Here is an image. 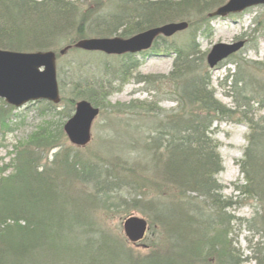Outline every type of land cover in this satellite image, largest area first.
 <instances>
[{"label": "trees", "instance_id": "obj_1", "mask_svg": "<svg viewBox=\"0 0 264 264\" xmlns=\"http://www.w3.org/2000/svg\"><path fill=\"white\" fill-rule=\"evenodd\" d=\"M94 1L83 5L79 0H0V49L33 52L61 44L76 48L75 43L86 37L128 38L168 22L197 18L190 21L193 26L179 42L162 36L155 39L151 50L173 56L167 74H139L141 61L130 53L115 56L113 64L102 54L98 65L68 59L65 66L58 67L59 75L63 67L69 75L70 97L64 96L66 105L59 112L67 117L76 99H86L99 108L110 106L103 103L105 97L130 79L154 91L153 102L112 106L122 114L155 119L135 142L137 158L144 156L147 162H131V148L113 167L103 158L100 162L90 155L82 157L63 146L61 126L55 128L50 122L18 140L10 160L0 165V264H36L43 240L67 236L61 227L63 214L52 206L68 181L91 184L93 196H99L104 208H108L109 192L132 193L130 209L147 215L150 226H160L168 247L164 252L152 250L145 264H264V61L245 59L238 54L241 50L230 55L227 61L234 67L221 82L233 104L229 107L215 96L206 53L196 40L198 32L211 33L209 13L227 0H116L98 11ZM263 20L257 21V27ZM58 79L63 93L66 83ZM162 99L174 101L175 106L168 110L157 107ZM58 106L45 101L42 111H54ZM14 109L0 99L2 136L15 128ZM221 121L247 127L238 161L243 183L234 189L241 202L256 203L249 219L236 218L230 212L238 201L224 197L215 178L222 161L212 126ZM149 171L152 177L147 175ZM235 220L259 235V240L249 241V255L243 256L235 247ZM46 226L55 227L51 236ZM105 236L101 237L108 239Z\"/></svg>", "mask_w": 264, "mask_h": 264}, {"label": "rangeland", "instance_id": "obj_2", "mask_svg": "<svg viewBox=\"0 0 264 264\" xmlns=\"http://www.w3.org/2000/svg\"><path fill=\"white\" fill-rule=\"evenodd\" d=\"M79 1L83 5H91L93 0ZM114 1L116 0H103L100 3L95 0L94 2L97 4L95 10L107 8ZM196 18L191 17L190 21L194 23L193 20H196ZM259 19H264V4L228 16L211 17V33L209 35L197 33L196 40L200 51L207 54L209 49L216 43H232L243 39L245 44L238 54L245 59L264 61V23L257 27ZM190 21H186L188 26L185 29L167 37L168 41L179 42L183 39L186 32L191 28L190 26H193V24L189 26ZM114 36L117 35L112 37ZM62 48L64 49L65 46L61 44L51 49L55 53L57 83L58 78L66 83V89L63 90V93H61L58 83L59 106L54 111H42L45 100H41L42 102H29L20 108H15L14 130L4 136L0 135V165L7 163L12 157L10 152L13 150V145L20 139L24 140L39 126L50 122L53 127L61 126L63 130V124L69 117L59 114V112L63 111L66 105L63 101L65 100L64 96L70 97L69 84H67L69 75L65 67L59 75L58 67L65 66L68 59L88 61L92 65H98L99 61L109 59L110 63L113 64L115 57V55L105 54V57L101 59V55L104 53L97 52L99 55H96V51H85L78 47L67 48L61 54L60 50ZM56 52L60 53L59 58L56 56ZM137 57L141 61L137 68L139 74H167L171 70L173 56H170V54L148 50L139 52ZM229 57L230 55L220 65H216L215 68H210V75L216 98L225 105L232 107L231 98L227 96L226 88L221 84L228 71L234 67L232 62L227 61ZM112 83V85L117 84V82ZM153 95L154 91L145 89L142 83H137L134 79H130L118 90L113 88L103 102L110 106L97 107L99 113L92 121L89 141L85 145H74L64 133L63 146L71 147L82 154V157L90 155L94 161L101 162L100 158H103V162L110 167H113V162L125 158L129 148H131L130 151L134 152L129 154V157L133 159L131 162H140L143 165L144 161H147L144 156L142 159L137 158L136 148L139 147L135 142L140 141L142 132H147V128L153 126L155 119L147 117L145 114V116L143 114L141 116L122 114L115 111L112 106L118 103H129L130 101H135L136 104L141 101L153 102L156 100ZM78 100L80 99L75 100V104ZM174 106L175 102L169 99H162L157 102V107L164 110L171 109ZM74 108L69 110L70 117L74 112ZM246 134L247 127L238 122L221 121L215 122L212 126V135L219 143L218 151L222 161V168L215 178L222 185V195L224 197L232 196L234 200L238 201L230 212L239 219L251 218L256 206L254 201L241 202L242 197H235L237 191L234 186L243 183L238 161L242 157L246 144ZM132 145H135V147L133 148ZM51 152L49 156L52 154ZM150 172H147V175ZM65 185L67 186L65 187L66 190L61 195L56 196V203L52 207H57L58 213L63 214L64 222L61 227H64L63 230L67 236L53 241L43 240L38 246L36 264H145L147 255L152 250L159 249L163 252L167 250L168 247L164 244L166 238L163 229L156 224L154 227L153 225L150 226L147 215L138 210L130 209L131 192L127 190L109 192L105 204L108 205V208H104L99 204L101 200L99 196H93L95 189L91 184L68 181ZM130 215L144 217L149 225L144 238L135 243L127 239L123 230V220ZM46 227L48 228L46 229L48 230L47 235L51 236L52 228L55 227ZM68 228L71 231L68 232ZM103 235H106L109 240L101 237ZM232 236L235 239V247L243 256L249 255V241L259 240L258 234L248 230L245 225L239 224L238 221L234 225ZM87 238L88 243H86ZM249 264H252V262Z\"/></svg>", "mask_w": 264, "mask_h": 264}, {"label": "water", "instance_id": "obj_3", "mask_svg": "<svg viewBox=\"0 0 264 264\" xmlns=\"http://www.w3.org/2000/svg\"><path fill=\"white\" fill-rule=\"evenodd\" d=\"M262 4L264 0H227L210 12L209 16H227ZM187 26L186 21L168 22L128 38L86 37L76 42L75 46L107 55L135 54L148 50L158 36L170 37ZM243 46V40L216 43L207 52L206 63L209 68H215L219 62L238 52ZM66 49L67 47L61 49L60 53L63 54ZM0 99L17 108L39 100L58 103L55 53L52 50L21 52L0 49ZM98 113L99 108L88 100H78L73 114L63 124L67 139L74 145H85L90 139L92 121ZM122 224L124 234L133 243L142 240L149 228L147 220L137 215L126 217Z\"/></svg>", "mask_w": 264, "mask_h": 264}, {"label": "bare ground", "instance_id": "obj_4", "mask_svg": "<svg viewBox=\"0 0 264 264\" xmlns=\"http://www.w3.org/2000/svg\"><path fill=\"white\" fill-rule=\"evenodd\" d=\"M243 40V39H242ZM244 41V44H245V40H243ZM49 102V101H48ZM53 103V102H52ZM54 104H58V103H54Z\"/></svg>", "mask_w": 264, "mask_h": 264}]
</instances>
